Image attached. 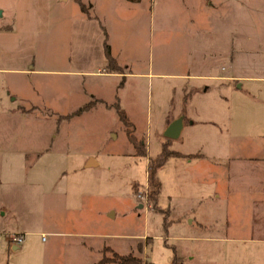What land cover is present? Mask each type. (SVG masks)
<instances>
[{"label":"rangeland","instance_id":"374dc122","mask_svg":"<svg viewBox=\"0 0 264 264\" xmlns=\"http://www.w3.org/2000/svg\"><path fill=\"white\" fill-rule=\"evenodd\" d=\"M200 1L207 7L211 0ZM243 1L245 4L240 2L235 5V10L227 13L225 23L218 13L199 8V0H186V4L182 0H145V9L115 2L117 15L123 22L119 24L117 19L109 25L114 50L119 54L125 72L146 74L130 73L123 77L122 87L118 86L122 77L103 73L70 79L74 95L67 106L68 111L79 114L98 108L71 118L60 128V132L72 137L76 154L67 159L52 155L41 162L50 170L62 165L69 169L75 214L78 217L80 212L84 216V220L76 221L75 227L91 233L86 238L89 246L80 248L78 239L49 233L43 239L42 231L62 226L66 201L62 194L42 190L34 184L33 173H30L21 183L4 182L1 189L0 204L9 209V213L0 212L1 230L19 228L28 232L22 243L27 248L20 252L11 250L7 234L0 233V264H98L104 257L113 258L115 249L119 254H134L143 264H171L175 254L184 264H264V243L245 241L243 229H224L226 216H238L230 211L227 198L219 199L218 204L201 207L209 220L216 216L222 218L213 230L191 226L183 216L191 206L185 205L174 172H169V167L162 170L165 190L160 199L167 209H161L149 197L152 187L148 181L149 169H146L148 150L156 157L162 144L172 140L167 131H162L166 116L177 115L185 109L181 79L176 74L194 71L202 62V52L211 53L216 49V25L220 24V28L228 25L231 29L234 26L236 32L249 33L251 45L264 41V0ZM18 3V0H0V27L11 22ZM44 4V0L35 3L37 6ZM150 7L154 9L153 15ZM226 29L221 39L226 37ZM34 31L33 38H25L22 33L11 34L0 29V64L10 55L16 56L27 67L49 63L52 51L69 56L73 52L77 56V28L65 25L55 29V37L51 27ZM92 36L95 37L94 31ZM91 54L93 58L99 56L94 44H91ZM95 69L98 71L99 66ZM47 79L50 82L51 79ZM62 82L60 79L56 83ZM174 94L175 104H170ZM92 95L96 96L85 105L84 101ZM121 110L131 121L134 134L145 144V156L135 157L139 151L129 139L127 124L120 117ZM51 131L50 123L40 119L0 116V136H18L21 144L43 145ZM173 144L179 148L180 140L174 139ZM87 153L96 155L98 162L85 164ZM154 157H149L148 168ZM34 159L35 156H31L27 161ZM15 163L14 158L0 157L1 167L5 170ZM169 195L175 205L173 212L168 210ZM215 233L229 236H224L228 237L225 239L211 237ZM13 234L16 233L12 232L11 236Z\"/></svg>","mask_w":264,"mask_h":264},{"label":"crops","instance_id":"0c3cea01","mask_svg":"<svg viewBox=\"0 0 264 264\" xmlns=\"http://www.w3.org/2000/svg\"><path fill=\"white\" fill-rule=\"evenodd\" d=\"M18 1L11 22L3 24L0 29L11 34L22 33L25 38H33L35 29L51 27L55 37V29L71 25L72 28H77L75 39L79 49L75 53L77 56L73 52L69 56L58 55L52 51L49 63L39 66L27 67L14 55H10L0 64V116L32 117L46 121L52 126V131L43 140V145L37 147L19 143L18 136H0V157L14 158L16 162L15 166L6 170L0 164V194L4 182L21 183L27 174L33 173L34 184L42 190L62 194L66 201L65 214L61 218L62 226L52 231H42L43 239L48 233L58 237H72L78 239L80 248L87 249L89 245L86 238L90 237L91 233L75 227L76 221L84 220V216L80 212L78 217L75 214L69 169L62 165L50 170L51 168L44 167L41 162L45 157L52 155L67 159L76 154L77 149L71 142L72 137L69 133L60 132V128L71 118L98 108L93 107L79 114H76V111H68L67 106L74 95L73 81L70 83V79L75 76L86 77L91 73H103L122 77L118 84L122 87L123 77H128L130 73L141 76L146 74L124 71L122 60L114 50L109 32L110 23L117 22V19L119 24L123 22L121 16L117 15L116 1L124 3L127 7L145 9V0H44L46 4L43 6L35 5L36 0ZM182 1L186 4V0ZM240 2L245 4L243 0H211L206 7L199 0L198 7L218 13L223 18L221 21L225 23L227 13L231 9L235 10V5ZM82 4L86 10L82 8ZM221 10L226 14L223 15L224 11ZM153 12V7H150L151 15ZM27 27L30 30L27 31ZM225 28H228L226 37L221 39ZM92 31L95 37L92 36ZM215 36L216 49L211 53L202 52V62L194 71L165 73L169 76L179 75L185 109L177 115H167L163 124L162 131H168L170 126L176 124L179 133L167 142L175 153L170 155L158 170L162 184L158 205L167 209L160 199L165 190L161 173L164 168L169 167V172H174L185 205L191 206L183 215L191 226L209 227L213 230L222 218L216 216L210 221L203 214L201 207L218 204L219 199L227 198V204L231 206L230 211L238 216H226L224 229H243L245 241L264 243V41L260 40L251 45L252 36L249 33L240 30L236 32L234 26L232 29L228 25L220 28V24L216 25ZM106 41L120 69L111 71L109 68L105 51ZM91 44L95 45L99 54L95 58L91 54ZM208 55L210 58L207 59ZM33 57L35 59V54ZM99 63L100 65H97ZM97 66L98 71L95 69ZM47 78L51 79L50 82ZM60 79L63 82L56 83ZM174 90L176 91V87ZM94 96L96 95L88 97L84 104L90 103ZM170 104H175V94L170 97ZM174 139L180 140L179 148L173 147ZM138 155L146 154L137 152L135 157ZM31 156H35V159L28 162L27 158ZM151 156L154 157L148 150L147 170ZM97 162L96 155H85V164L92 165ZM172 198V195H169L170 212L175 210ZM0 212L6 214L9 209L1 203ZM66 227L69 228L65 229ZM2 232L7 234V244L8 247L12 245L11 250L20 252L27 248L22 243L28 231L19 228L8 231L0 228V233ZM12 232L24 235L20 244H11ZM224 236L229 235L215 233L211 237L228 238ZM106 247L115 249L111 245ZM114 251L118 253L116 249ZM103 259L97 263L101 264Z\"/></svg>","mask_w":264,"mask_h":264},{"label":"trees","instance_id":"16d2710c","mask_svg":"<svg viewBox=\"0 0 264 264\" xmlns=\"http://www.w3.org/2000/svg\"><path fill=\"white\" fill-rule=\"evenodd\" d=\"M82 8L86 10L84 4H82ZM105 51L108 58V66L111 71L120 69L119 65L117 64L115 58L111 53L110 45L105 42ZM121 119L127 124V132L129 139L133 142L137 150L140 154H146V147L145 144L137 138L134 134L133 129L131 128V121L129 120L128 116L126 115L125 111L120 112ZM175 153L173 150L169 148V144L163 143L162 150L160 153L152 158L149 163V184L152 187V191L149 194L150 199L154 202V204H158V196L161 191V181L158 176L159 168L166 162L167 158ZM162 209V208H161ZM167 212V210L165 211ZM107 262H115L117 264H143L142 259L137 258L134 254H119L115 252V256L113 258H104L100 263L105 264ZM146 264H153V263H146ZM171 264H184L183 260L175 254L174 258L172 259Z\"/></svg>","mask_w":264,"mask_h":264},{"label":"water","instance_id":"95a60500","mask_svg":"<svg viewBox=\"0 0 264 264\" xmlns=\"http://www.w3.org/2000/svg\"><path fill=\"white\" fill-rule=\"evenodd\" d=\"M167 133L170 137H176L179 133V127L176 124H174V125L170 126Z\"/></svg>","mask_w":264,"mask_h":264},{"label":"built area","instance_id":"2783aa9c","mask_svg":"<svg viewBox=\"0 0 264 264\" xmlns=\"http://www.w3.org/2000/svg\"><path fill=\"white\" fill-rule=\"evenodd\" d=\"M141 195V194H140ZM24 239V235L23 234H19V233H16V234H13L11 236V241L14 243V244H20Z\"/></svg>","mask_w":264,"mask_h":264}]
</instances>
